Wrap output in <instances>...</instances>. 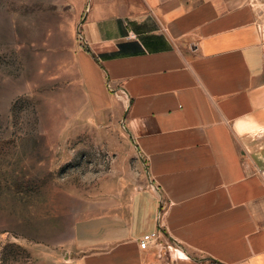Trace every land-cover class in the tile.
Here are the masks:
<instances>
[{"label":"crops","instance_id":"crops-1","mask_svg":"<svg viewBox=\"0 0 264 264\" xmlns=\"http://www.w3.org/2000/svg\"><path fill=\"white\" fill-rule=\"evenodd\" d=\"M71 2L87 100L126 114L152 186L79 263L264 264V3Z\"/></svg>","mask_w":264,"mask_h":264},{"label":"rangeland","instance_id":"rangeland-1","mask_svg":"<svg viewBox=\"0 0 264 264\" xmlns=\"http://www.w3.org/2000/svg\"><path fill=\"white\" fill-rule=\"evenodd\" d=\"M76 25L71 0H0V264H80L152 189L126 114L87 100Z\"/></svg>","mask_w":264,"mask_h":264},{"label":"built area","instance_id":"built-area-1","mask_svg":"<svg viewBox=\"0 0 264 264\" xmlns=\"http://www.w3.org/2000/svg\"><path fill=\"white\" fill-rule=\"evenodd\" d=\"M157 235L156 234H146L140 239V248L142 250L149 249L152 245L157 244Z\"/></svg>","mask_w":264,"mask_h":264}]
</instances>
